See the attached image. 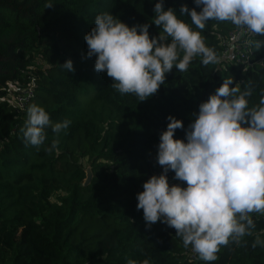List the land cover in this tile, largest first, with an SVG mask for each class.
<instances>
[{
  "label": "trees",
  "instance_id": "1",
  "mask_svg": "<svg viewBox=\"0 0 264 264\" xmlns=\"http://www.w3.org/2000/svg\"><path fill=\"white\" fill-rule=\"evenodd\" d=\"M157 2L0 0V264H264V244L253 247L257 238L264 241V215L251 214L252 235L239 244L230 240L215 261H204L174 228L148 227L137 210L143 184L162 170L157 152L169 116L186 130L227 79L237 95L251 90L249 108L264 98V48L254 47L264 36L249 37L250 52L226 55V39L237 27L210 20L196 28L180 15L182 5L201 11L194 0H164V9L201 32L220 62L204 65L197 56L186 72L173 68L144 101L113 88L106 72L95 71L96 57H87L86 34L97 15L110 13L130 28L149 24L150 38L158 37ZM68 60L73 72L62 67ZM27 87L33 94L17 110L6 90ZM31 105L42 107L52 125L71 123L59 134L45 127L38 147L26 144L21 129ZM174 139L187 142L185 131L177 129ZM54 140L57 148L49 151ZM87 166L91 179L84 185ZM172 185L187 186L177 179Z\"/></svg>",
  "mask_w": 264,
  "mask_h": 264
},
{
  "label": "clouds",
  "instance_id": "2",
  "mask_svg": "<svg viewBox=\"0 0 264 264\" xmlns=\"http://www.w3.org/2000/svg\"><path fill=\"white\" fill-rule=\"evenodd\" d=\"M195 8L182 5L180 15L190 17L201 31L210 20L231 22L238 29L264 36V0H194ZM46 8L54 7L48 3ZM153 24L161 29L158 37L149 36V24L127 26L110 13L97 15L95 27L86 34L87 57H96L95 71L106 72L119 93L135 94L140 101L157 93L165 74L173 68L186 72L197 56L204 65L218 64L214 49L206 46L199 31L177 18L172 8L164 9L159 0L153 9ZM169 38L171 40L169 41ZM254 47L264 48V41ZM181 53L183 54L181 56ZM73 72V63L62 66ZM232 79L199 105L198 114L185 130L183 122L169 116L166 131L160 135L157 162L163 173L151 176L137 194V210H143L146 225L161 222L174 228L185 247L204 261H215L221 246L239 244L252 235L255 223L251 214L264 215V98L249 108L246 97L231 87ZM71 122L51 124L49 114L31 105L23 132L26 144L40 146L46 139L45 127L59 134ZM246 125V126H245ZM177 129L185 139H174ZM53 141L51 149H56ZM186 187L169 185L168 172ZM264 244L259 238L253 243ZM128 264H137L129 260ZM142 264H149L144 260Z\"/></svg>",
  "mask_w": 264,
  "mask_h": 264
},
{
  "label": "built area",
  "instance_id": "3",
  "mask_svg": "<svg viewBox=\"0 0 264 264\" xmlns=\"http://www.w3.org/2000/svg\"><path fill=\"white\" fill-rule=\"evenodd\" d=\"M252 35V33H249L247 31H242L238 28L234 29L230 32L228 38L226 39V49L224 53L227 55L231 52V48H237L240 50L239 56L242 53V50H245V52H250V43H249V37ZM6 97L15 105L17 110L22 109L26 101L32 96L33 90L31 87H27L25 89H7L6 90ZM159 176V175H156ZM171 185V184H170Z\"/></svg>",
  "mask_w": 264,
  "mask_h": 264
},
{
  "label": "rangeland",
  "instance_id": "4",
  "mask_svg": "<svg viewBox=\"0 0 264 264\" xmlns=\"http://www.w3.org/2000/svg\"><path fill=\"white\" fill-rule=\"evenodd\" d=\"M231 52L234 53L235 55H239L240 50L233 47V48H231ZM83 163H84V161H83ZM87 168L90 169L89 166H87ZM90 172H91V170H90ZM162 173H163V169L160 171V173H158L156 175H161ZM167 176H168V181H169V185H170V184H172V181L174 180V176L170 175L169 173L167 174Z\"/></svg>",
  "mask_w": 264,
  "mask_h": 264
},
{
  "label": "water",
  "instance_id": "5",
  "mask_svg": "<svg viewBox=\"0 0 264 264\" xmlns=\"http://www.w3.org/2000/svg\"><path fill=\"white\" fill-rule=\"evenodd\" d=\"M90 179H91V172H90V169L87 168L86 169V179L84 181V185H87L89 183Z\"/></svg>",
  "mask_w": 264,
  "mask_h": 264
}]
</instances>
